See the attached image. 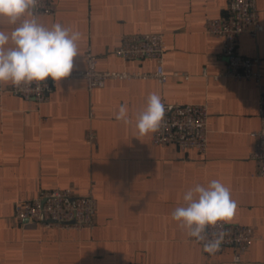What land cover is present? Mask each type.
<instances>
[{"label":"crops","instance_id":"crops-1","mask_svg":"<svg viewBox=\"0 0 264 264\" xmlns=\"http://www.w3.org/2000/svg\"><path fill=\"white\" fill-rule=\"evenodd\" d=\"M52 1L57 12L40 22L82 33L74 69L86 68L90 47L99 70L154 71V59L125 60L115 48L124 34L159 32L166 72L191 75H171L165 83L109 78L91 92L83 78L62 79L42 103L0 93V264H264V184L251 158L260 91L253 79L213 76L226 64L222 39L204 26L207 17L226 12L227 0ZM257 6L263 29L242 34L238 51L260 56L264 73V0ZM153 92L168 102L208 103L206 153L138 135L136 116ZM123 104L128 124L115 119ZM213 179L236 201L230 222L252 226L258 237L240 262L231 248L206 255L171 216L188 189ZM67 186L81 195L93 190V228L30 226L15 218L18 200Z\"/></svg>","mask_w":264,"mask_h":264},{"label":"built area","instance_id":"built-area-1","mask_svg":"<svg viewBox=\"0 0 264 264\" xmlns=\"http://www.w3.org/2000/svg\"><path fill=\"white\" fill-rule=\"evenodd\" d=\"M56 12L57 5L52 0H40L37 8L39 17L43 14H55ZM204 26L207 32L222 39L221 56L225 59L226 64L222 72L213 76L215 78L228 76L235 79H253L259 88L260 126L252 133L255 137V145L251 152V158L256 163V174L262 178L264 184L263 61L258 55L247 56L238 51V42L242 34L249 33L252 36H257L263 29L257 0H227L226 12L218 17H207ZM115 52L125 60L154 59L157 64L156 69L151 72L99 70L96 66V56L88 47L86 68L74 69L71 76L64 79L83 78L91 92L95 88L103 87L109 78L154 77L160 83H165L171 75L184 79H188L191 75L187 71L166 72L164 66L166 42L164 34L159 32L124 34L120 44L115 48ZM203 74L208 75L207 68H204ZM56 83L49 77L46 83L40 84L41 91L39 93L28 90L23 85L20 88H15L11 84L0 85V93L10 92L24 99H35L38 103H42L48 100ZM32 87H36L35 82ZM162 102L165 105V115L158 130L152 133V143L154 145L175 144L184 150L195 149L201 154L206 153L209 133L208 103H175L165 99H162ZM87 137L89 141L94 140L93 130H89ZM96 214L97 199L93 190L90 189L87 194L81 195L75 193L69 186L40 190L35 197L18 200L14 207L15 218L24 225L30 226L42 224L57 228H93L96 224ZM208 231L227 233L220 250L214 255L220 254L226 248H231L234 262L242 261L252 242L258 238L254 234V228L246 224L218 222L217 226L209 228ZM259 238L263 239L264 236H259ZM199 244L203 250V244ZM204 253L212 256V254Z\"/></svg>","mask_w":264,"mask_h":264},{"label":"clouds","instance_id":"clouds-1","mask_svg":"<svg viewBox=\"0 0 264 264\" xmlns=\"http://www.w3.org/2000/svg\"><path fill=\"white\" fill-rule=\"evenodd\" d=\"M39 4L40 0H0V85L11 84L15 88L23 85L39 93L40 84L49 77L59 83L74 70L82 33L61 23L51 26L41 23ZM164 115L161 96L150 93L146 107L136 116L138 135L156 132ZM115 119L130 123L126 104L119 107ZM182 200L183 204L172 212V219L194 242L203 244L204 252L214 255L227 233L208 229L218 222H230L237 210L229 187L213 179L207 186L197 184L188 189Z\"/></svg>","mask_w":264,"mask_h":264}]
</instances>
